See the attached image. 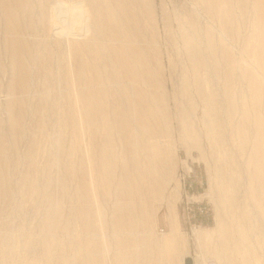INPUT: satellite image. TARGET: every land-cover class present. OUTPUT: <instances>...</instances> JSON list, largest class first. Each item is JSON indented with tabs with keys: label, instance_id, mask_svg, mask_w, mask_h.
I'll return each mask as SVG.
<instances>
[{
	"label": "rangeland",
	"instance_id": "374dc122",
	"mask_svg": "<svg viewBox=\"0 0 264 264\" xmlns=\"http://www.w3.org/2000/svg\"><path fill=\"white\" fill-rule=\"evenodd\" d=\"M78 1L58 5L64 25L80 14L69 5ZM146 1L131 46L146 49L151 86H129L100 60L124 47L106 28L89 27L74 45L87 46L86 70L47 34L72 29L44 17L43 0H31L23 82L0 13V264H131L145 254L163 264L150 253L169 237L160 211L179 202L176 238L186 245L192 199L214 218L194 229L205 259L264 264V77L254 76L264 6L217 0L215 15L201 0Z\"/></svg>",
	"mask_w": 264,
	"mask_h": 264
},
{
	"label": "bare ground",
	"instance_id": "6f19581e",
	"mask_svg": "<svg viewBox=\"0 0 264 264\" xmlns=\"http://www.w3.org/2000/svg\"><path fill=\"white\" fill-rule=\"evenodd\" d=\"M43 1L44 11L42 10V12H44V17L50 19L49 21H52L57 26L63 25L67 28L72 29L70 32H65L64 29H60L59 31H57V28L52 32L50 31V27L48 26L46 28L47 34L51 36H49L51 40L59 43V45L64 48L63 50L67 51L66 53L69 56H74V59L80 56L81 63L83 64V66L85 65L86 70L87 65L84 61V56L83 54H79V52H82V50L84 49L83 53H85L87 46L85 45V43H83V41L80 44V49L82 48V50L78 51L74 49V45L80 39L87 40L86 38L89 35V27L94 26L95 29H100V31H102L103 28H106L108 31V34L106 33L107 36L112 38H122L123 40H121L120 42L124 47L122 48V55L118 54L119 51L116 48H110L108 50V55L100 57V60L105 58L109 67L114 70V73L119 74L123 78H125L129 86H134L135 82L141 81L145 82L148 86H151V83L148 79V77L150 76V71L147 65L148 57L146 55V49L134 48L131 46L133 44H136L134 43V39L137 37L131 30L134 29L133 26L139 25L140 23L138 14L137 21H135V10L137 6H142L143 4H145L144 2H141V0H80L78 2H73L69 4L71 6V8L69 7L70 10L72 12H75L76 14L77 11H79L80 14H85L86 17H81L79 19L80 14H77L75 21H72L73 25H64L67 14H65V12L62 10H58V5H61V3H63V0ZM201 1L205 4L208 12L217 15V0ZM146 2L147 4H149L150 0H147ZM260 2L262 6H264V0H260ZM33 7H31V0H0V13L2 15V24L4 27V37L7 44V50L10 53L9 55L13 68L15 69V73L18 72L15 75L19 76L23 82H26L29 79L31 73L29 69V54L31 45L28 42L29 40L26 39V35L29 32L27 26L31 25V12ZM63 8L64 7H62V9ZM64 9H66V7ZM81 19L85 20L84 24H82ZM127 22H130L127 24L129 28H126L124 31L123 25ZM259 25L260 28L264 25V11L259 15ZM261 42L262 45H264V38L261 39ZM261 54L262 65H255L254 76L256 79L263 82L262 78L259 77L257 73L261 74L264 77V49L262 50ZM91 64L92 71H98V66H95V61L91 62ZM77 83L78 86L86 87L90 84H94V81L87 83ZM135 98L139 100L143 99V97ZM146 115L147 118L149 117L148 119H150V121H153L154 116L152 115L150 110H147ZM138 123L141 125L143 130L147 129L148 122L144 117H140ZM255 159H257V157H255ZM201 232H203V230L194 231V237L197 243L199 241L198 235ZM139 257L141 258L140 261L135 255H133L131 264H161V262H159L158 260L156 261V259H154L153 261L152 258H150V254L140 255Z\"/></svg>",
	"mask_w": 264,
	"mask_h": 264
},
{
	"label": "crops",
	"instance_id": "0c3cea01",
	"mask_svg": "<svg viewBox=\"0 0 264 264\" xmlns=\"http://www.w3.org/2000/svg\"><path fill=\"white\" fill-rule=\"evenodd\" d=\"M167 206L162 208L160 211L161 219L160 222L163 226L169 229L168 242L166 245L161 247L152 246L150 253L152 257H160L164 264H178V260L185 261L186 258L193 259L194 264H213L212 259H205L203 253L200 251L199 244L194 239V229L192 228L193 239L188 241V244H183V240L180 242L176 238V233L180 229L181 223L179 218V202L167 201ZM214 218L212 215L205 218H200L196 222V228H204L206 231L210 229ZM191 229V228H190ZM183 235V234H182ZM182 242V243H181Z\"/></svg>",
	"mask_w": 264,
	"mask_h": 264
},
{
	"label": "built area",
	"instance_id": "2783aa9c",
	"mask_svg": "<svg viewBox=\"0 0 264 264\" xmlns=\"http://www.w3.org/2000/svg\"><path fill=\"white\" fill-rule=\"evenodd\" d=\"M210 209L203 201H188L184 207V216L190 228H196V222L200 218L209 217Z\"/></svg>",
	"mask_w": 264,
	"mask_h": 264
},
{
	"label": "water",
	"instance_id": "95a60500",
	"mask_svg": "<svg viewBox=\"0 0 264 264\" xmlns=\"http://www.w3.org/2000/svg\"><path fill=\"white\" fill-rule=\"evenodd\" d=\"M185 264H194L193 260L191 258L185 259Z\"/></svg>",
	"mask_w": 264,
	"mask_h": 264
}]
</instances>
